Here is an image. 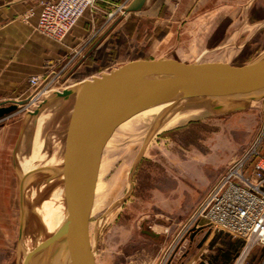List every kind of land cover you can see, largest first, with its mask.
<instances>
[{
	"label": "rangeland",
	"instance_id": "obj_1",
	"mask_svg": "<svg viewBox=\"0 0 264 264\" xmlns=\"http://www.w3.org/2000/svg\"><path fill=\"white\" fill-rule=\"evenodd\" d=\"M209 5L219 8L202 11L207 14L203 24L187 34L181 28L174 40H166L167 25L133 18L91 57L73 53L62 66L52 64L58 72L70 63L56 84L35 99L39 89L32 87L29 97L17 102L12 117L0 121V133L4 131L0 145L6 148L0 163V264H20L23 258L18 155L31 152L39 131L37 116L46 118L40 128L44 153L50 156L58 150L61 158L66 153L76 96L60 98L58 91L135 60L170 58L242 67L263 55L264 0H216ZM120 17L125 16L113 21ZM212 103L189 99L174 105L167 116L199 111L170 130H164L167 116L116 128L104 149L90 219L96 264H185L198 254L208 234L210 242L228 240L227 235L197 222L195 214L232 163L255 145L264 146V99H236L227 111H217ZM37 109V116L31 114ZM50 175L39 172L28 182V190L40 192V203L52 192V188L41 192ZM31 208L24 237L35 243L50 234ZM253 263L248 256L239 264Z\"/></svg>",
	"mask_w": 264,
	"mask_h": 264
},
{
	"label": "water",
	"instance_id": "obj_2",
	"mask_svg": "<svg viewBox=\"0 0 264 264\" xmlns=\"http://www.w3.org/2000/svg\"><path fill=\"white\" fill-rule=\"evenodd\" d=\"M144 3L145 0H135L126 12L138 11ZM220 88L228 89V96L233 99L263 100L264 57L242 67L219 62L185 63L170 58L135 60L83 80L75 89L56 93L65 99L76 96L66 149L67 163L53 176L67 174L68 225L37 247L24 264H37L58 248L65 251L70 264H96L90 243V219L102 156L116 128L130 115L160 101ZM18 106L15 103L0 107V121L16 112ZM39 112L37 109L31 114L37 116ZM23 185L22 181L20 238L25 222ZM148 234L159 236L153 232ZM208 237L209 234L201 245Z\"/></svg>",
	"mask_w": 264,
	"mask_h": 264
},
{
	"label": "crops",
	"instance_id": "obj_3",
	"mask_svg": "<svg viewBox=\"0 0 264 264\" xmlns=\"http://www.w3.org/2000/svg\"><path fill=\"white\" fill-rule=\"evenodd\" d=\"M56 1L0 0V107L27 99L32 90L29 80L42 77L48 64L60 67L76 51L91 57L135 17L156 21V25H167L166 40H174L173 35L180 34L181 28H185L187 34L193 26L203 24L207 14L202 11L219 8L209 5L216 0H145L142 9L110 21L107 18L110 4L129 7L135 0H103L94 13L84 15L71 33L59 42L37 31L44 5ZM171 26L178 30L175 32ZM3 135L4 131L0 133V139ZM5 149L0 145V163ZM260 149L264 153V146ZM232 240L237 239L232 237ZM211 242L209 236L200 245L198 254L185 264H209V257L223 249L222 243L211 246ZM249 256L253 258V264H264V247L254 248Z\"/></svg>",
	"mask_w": 264,
	"mask_h": 264
},
{
	"label": "built area",
	"instance_id": "obj_4",
	"mask_svg": "<svg viewBox=\"0 0 264 264\" xmlns=\"http://www.w3.org/2000/svg\"><path fill=\"white\" fill-rule=\"evenodd\" d=\"M103 0H57L44 5L37 24L41 34L62 42L87 13H94ZM107 18L126 16V5H112ZM81 52L76 51V56ZM54 71L48 64L42 77H32L31 87L41 91L61 79L68 65ZM261 146L252 147L242 158L232 163L195 214L197 222H204L211 229L244 241L243 251L236 264L244 261L256 247H264V153ZM200 226L197 225V228Z\"/></svg>",
	"mask_w": 264,
	"mask_h": 264
},
{
	"label": "bare ground",
	"instance_id": "obj_5",
	"mask_svg": "<svg viewBox=\"0 0 264 264\" xmlns=\"http://www.w3.org/2000/svg\"><path fill=\"white\" fill-rule=\"evenodd\" d=\"M262 57H264V53L260 58ZM77 85L78 84H75L73 87H69L65 89H68V90L75 89ZM189 99L207 100V101L216 103L217 108H218L217 111L219 110L227 111L231 109L232 107L234 108V105L232 104V102L234 101L236 102V99L230 98L228 96V89L226 88L207 90L202 93H187V94H184V96H182L179 99L169 98V99L160 101L156 104H153L149 107H146L130 115L128 118L122 121L119 124V126L129 127L135 121L147 122L150 120H161L168 115L169 111L172 109L174 105L183 103ZM198 111L199 110H194V112H185V113L178 112L172 116H167L165 124H164V127H165L164 130H170L172 128H175L181 122H183L187 117L193 115L194 113H197ZM32 113H33V110H32ZM45 121H46V118L44 117V115L43 116L41 115L39 117L37 116L36 123H37V128L39 129V131L33 142L31 152L29 155H25V156H21V154L18 155L20 159L19 160V166H20L19 170L21 171V178H20L19 186L22 181L24 182L23 210H24V216H25L24 228H23L22 237H21L22 246L24 247V254H23V258L20 264H24L27 257L37 247H39L42 243H44L49 238L63 231L68 225L67 174L65 173L60 174L59 176L53 178L56 172L62 171L63 168L66 166V163H67L66 153L64 154L62 158L58 155V150H55V152L50 156L44 153L43 151L44 143L40 135V128L45 123ZM111 140L112 139L110 138L108 142H110ZM56 168H60V169L56 171L55 170ZM39 172L51 174L50 175L51 178H48V181L45 182L44 185L41 187V192H43V190L45 189L49 190L52 188V192L50 193L49 197L43 200L41 203L39 202L40 196H41L40 192L36 191L35 189L31 191L27 189L28 182L30 181V179H33V175ZM57 181H59L60 184L58 186H55ZM95 199H96V193H95ZM94 204H95V201H94ZM30 207H32L31 212L36 216L39 223L44 228L45 232L50 234V237L48 238H45V236H40V238L38 237V240L35 243L33 242V239L31 237H27V236L24 237V231L26 227V216L28 214ZM91 216H92V213H91ZM37 264H70V261L65 251H63L62 248H58L54 250L47 258L41 259L39 262H37Z\"/></svg>",
	"mask_w": 264,
	"mask_h": 264
},
{
	"label": "trees",
	"instance_id": "obj_6",
	"mask_svg": "<svg viewBox=\"0 0 264 264\" xmlns=\"http://www.w3.org/2000/svg\"><path fill=\"white\" fill-rule=\"evenodd\" d=\"M226 238L228 240L223 243V249H219L214 255L209 257V264H233L234 259L243 249L245 245L244 241L238 239L233 241L232 237L228 234ZM216 242L217 239L215 238L211 242V246Z\"/></svg>",
	"mask_w": 264,
	"mask_h": 264
}]
</instances>
